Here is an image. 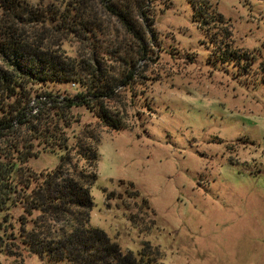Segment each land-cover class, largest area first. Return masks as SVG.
I'll return each instance as SVG.
<instances>
[{"label": "rangeland", "instance_id": "1", "mask_svg": "<svg viewBox=\"0 0 264 264\" xmlns=\"http://www.w3.org/2000/svg\"><path fill=\"white\" fill-rule=\"evenodd\" d=\"M148 16L146 57L133 58L121 30L119 59L102 64L115 77L135 69L105 101L123 128L108 129L86 107L70 112V144L89 126L101 140L91 225L161 264H264V0H152ZM66 45L70 57L84 54ZM79 90L48 88L70 99ZM61 155L29 165L54 170ZM10 233L0 232V264H48Z\"/></svg>", "mask_w": 264, "mask_h": 264}, {"label": "trees", "instance_id": "2", "mask_svg": "<svg viewBox=\"0 0 264 264\" xmlns=\"http://www.w3.org/2000/svg\"><path fill=\"white\" fill-rule=\"evenodd\" d=\"M151 1L0 0V232L10 229L14 243L48 264H161L147 249L125 252L91 225L100 135L90 126L73 144L68 135L77 106L112 131L123 128L105 101L135 69L115 77L102 64L119 59L112 43L121 30L135 44L133 58L146 57L155 40ZM67 42L84 54L70 57ZM124 56L129 63V51ZM71 82L80 87L72 99L48 92ZM44 152H61L60 163L37 172L29 164Z\"/></svg>", "mask_w": 264, "mask_h": 264}]
</instances>
